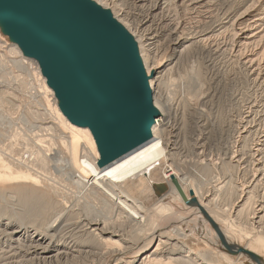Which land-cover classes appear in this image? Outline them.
<instances>
[{
	"label": "bare ground",
	"instance_id": "6f19581e",
	"mask_svg": "<svg viewBox=\"0 0 264 264\" xmlns=\"http://www.w3.org/2000/svg\"><path fill=\"white\" fill-rule=\"evenodd\" d=\"M92 1L97 3L102 8L109 10L112 13L113 17L121 25H123L134 37L139 47L140 55L149 77L150 86L153 91V102L156 109L159 111V116L155 120V125L152 128V134L154 138L153 141H151L149 144L142 147L135 153H132L128 157L113 164L112 166L104 170L101 169L97 165V161L100 156L95 139L90 130L86 128L76 127L66 119V117L62 114L59 107L57 106L53 92L47 87L45 80L42 78L37 64L26 59H21L19 60L20 66H22V68H25V70L27 69L29 73L33 72L34 76H36V79L34 80L37 84L36 87L39 86L38 97L44 100L46 104H50L49 107L51 108L49 109L54 113H52L54 116V120L58 122V125L62 127V129L60 130L57 127L58 125L56 123H54L55 125H48L47 127H44L36 122V125L33 129L41 133L43 136L38 134L36 135V139L31 129L29 132H31L36 140H34L33 138L27 140V138L30 137L29 135H26L27 133L25 134V136H27L26 139L23 137V134H20L21 132H19L20 135L17 133L16 137L14 136L16 132L22 130H20L19 128L24 126H21L19 128L17 127L19 130L14 129L16 130V132L13 133V139L11 138L12 140H10L12 144L10 150L8 149L7 151V148H4V150L6 149L5 152L7 153L0 154L1 164L3 163V160H8L14 165H20L26 168V171L13 174V179L14 181H16V183L21 181H32L34 183H40V177L36 173V168L42 169L43 167H46L44 170L42 169V172H45L47 167H53L55 172L63 175L65 181L68 180V183H72L73 185H75L74 189L77 190L75 201L77 200V202L72 206L74 208L77 207L81 209L83 208V210L85 209L84 211L87 212L88 215L85 219H83V221L81 220L80 222V225L82 224L81 226H83L82 229H84V231L86 230V232L87 230L89 231L87 233V236H89L91 240L90 242L86 243H95L99 246H103L104 244L106 245L104 247H108L107 244L111 241L115 243H112L113 245L111 244L112 247L114 245L116 246L113 247L115 249L111 252V260L112 262L114 261L117 264H153L154 261L156 262L157 254H160L161 252L163 253L164 249H162V246H166V243L169 244V240H171L172 236L176 237L177 239L181 237L185 238L187 236L186 231L183 228L175 225V222L173 220V218L179 214L178 212L181 211L174 210V208L172 207V204H174V202L176 203V201L181 204L182 207L184 206V208L187 209L186 211L188 212V214L192 213L193 216L199 215L200 220L205 219V227L207 228V234L209 236L208 239V236L206 235V239L217 246L218 252L217 254H214L218 257L219 260H222L225 264H234L235 256H237L238 258H248L241 251H239L243 249L258 255L262 259V264H264V250L259 245L260 238L256 236L254 239H251L249 244L244 245L242 240L244 235L240 233L233 221V219H235V217H237L238 215H235L232 219L233 213L236 214V207L241 208L238 209V214H240L242 209L244 211V207H246V205L247 207L249 206L248 202H253L252 198H248L247 200L246 196L248 197V195L244 192H241L240 195L236 197L235 207L234 203L232 202L233 204L231 205L233 206L231 209H221V193L223 192L222 188H224V183L223 185L220 183L222 187L219 185L215 186V184L213 183L215 179H209V177L207 178L208 175H206L210 171H213L211 170V167L213 166H211V164H207L205 161H201L200 159L196 162L199 166V169L196 168L197 170L194 168L189 171L183 169L182 166H180L182 165L180 164L181 162H177L175 160L177 159L175 158L177 156H175V152L173 153V150H176L174 148V141H171L169 138L165 139L164 137L165 133L168 130L170 132V128L172 125V115H170V106L163 100L164 98L162 99V92H159L162 77L164 78L165 76V78H168L166 77L167 74L172 77L176 72L175 70L178 69V65H181L179 64V62L182 60L184 61L183 58H195V60L192 61L193 63L191 62L192 82L190 81L189 87L192 86V89L193 87L196 88L195 91L197 92H195V94L188 100L187 103L191 108L195 107L194 109L197 110L199 107L196 103L195 98L198 97L199 90L202 87L201 79L198 75H196L195 64L197 63L198 55L203 56L206 60L208 59L209 62H215V60H218V58L220 57L223 60L226 59L230 62H233V64L236 65V69L240 73H242V75H245V78L248 79V81L250 82H248L249 84L264 92V0ZM126 16H130L133 21H130V18ZM132 23L135 25L134 29L131 28ZM159 45L162 46L159 47ZM200 65L203 66L202 63H200ZM3 67L6 68L5 64H3L0 60V68L3 69ZM173 80L175 79L173 78ZM24 83L26 84V82ZM21 86L23 87L24 85ZM25 86L28 87L27 84ZM32 86H34V84H30V88ZM0 90H2L0 91L1 106H4L6 104L12 106L13 103L11 102V100L18 102V95L11 93L10 87H6L3 84H0ZM28 90L30 89L28 88ZM33 90H35V88H33ZM48 98L49 100L54 102V104H52V102L50 103ZM252 106L253 105H251V107ZM249 111H251V109ZM251 113H253V111H251ZM249 114L245 113V117H243L248 119L250 118ZM24 117L25 116H23L21 119H25ZM2 118H4L5 121L6 119L12 120L10 115H8V118L7 116H2ZM23 121V123H25V120ZM4 123L5 122H3V124ZM250 123H248V125H250ZM9 124H13V122ZM21 124H19V126ZM14 125L16 124L14 123ZM28 126L30 128V125ZM241 127L243 128V126ZM243 130L244 128L242 129V131ZM11 132H13V130ZM55 132L58 133L56 140L61 146V149L59 150H57V146H59V144L56 145V142L54 141ZM34 133L36 134V132ZM65 133L67 134L65 135ZM244 133L245 132H240L239 135L241 134L240 136L242 137ZM1 134L3 135V133ZM245 137L247 136L245 135ZM7 143H9V141ZM262 144L264 143L262 142ZM260 149L261 148L255 149V155H259ZM50 154L53 157H49ZM26 155H28V157H25ZM202 159L204 160V158ZM177 160L179 161V159ZM49 163L53 165H49ZM204 164L207 165L204 166ZM193 165L196 166L195 162ZM257 170L260 171V169ZM9 177L10 175L7 174L0 175V179L7 180L10 179ZM261 179L262 178H260V180ZM64 180L62 179V182H64ZM174 180L178 182L179 186L187 196V199L189 201H194L193 203L191 202L192 204L190 206H187L183 202V199L181 198L178 189L173 182ZM217 182L218 180L216 181V183ZM255 182L260 183L259 180H256ZM65 184L66 182H64V185ZM157 185L166 186V191L164 193H167L168 196L170 195L172 201H169L168 203L164 202L166 200L164 196L157 202H154L151 206H147L145 203L140 201L137 196L134 195V191H139L140 189L143 191L149 190L151 186H154L157 189ZM254 185L257 186L258 183H255ZM229 192H231V189ZM57 193L59 192L56 191L55 194ZM57 196L59 195L57 194ZM65 197L66 196L62 197L64 199V202H62V214L59 215V217H57L52 222V224H50L46 232L43 233L44 235L41 233L29 232L27 231V228H23L22 226H12L11 228H9L11 223L6 224V228L4 229L5 231L3 230V232L0 233V239L3 237L11 238L12 245L18 244L19 246L23 244H29V246H26V248L28 247V249H24L25 252H17L12 254L14 258H19L18 255L23 254V256L21 255V257L23 258H28L40 263H52L55 260L68 258V255L74 254L72 252H78L75 251L76 248L80 250L82 246L84 247L85 244L82 245L84 242H81V237H79L77 241L81 242V246H77L78 243L75 240H73L74 242L70 240L71 242L69 243H65L66 241L63 243H55V235L53 233V235L50 234L51 232H55V230H57L56 223L59 221V219H62L63 216L65 217L70 213L75 214V212L77 211L76 210L75 212H71V206L69 205L71 203V200L70 203H68V201H65V199L67 198ZM255 201L254 206H250L249 208L250 210H252L251 213L248 214L249 219L247 220L250 222L249 225L251 224L252 226H257V228H260V226L264 224V202L260 200H258L257 202ZM250 204L252 203L250 202ZM188 210H190L191 212H189ZM84 211L81 210V212H83L82 215L84 214ZM206 216H208L214 222L217 230L212 227ZM164 220H168V224H166L162 228H156L157 226H155L154 224H157V222H161ZM122 223H126L128 227L122 225ZM128 228L130 229L129 231L131 233L129 235L131 236L133 234L132 241L130 239L127 240V238L126 240L123 239V232L128 233ZM79 230H81V228ZM190 232L192 233L193 230H191ZM221 236L225 239L230 248L238 251V254H229L228 251L224 249L221 241ZM124 237H126V235ZM165 239L166 241H164ZM121 242L124 245L120 246L119 244ZM251 242H253V244ZM90 246L91 245H89V247ZM153 246H155V249L150 252ZM173 249H175V251H180L175 252L174 254H179L180 256H182L181 254H183V251L181 249L178 250L179 248L176 247ZM190 253H188V255L186 254L185 258L189 257ZM154 255L155 258H152ZM195 256L196 258L194 257V260L191 259L193 261L192 264H221L215 262L216 260L212 262V260L208 259V255L201 254L200 256ZM169 259L177 261V264H182L184 260L182 257H169ZM187 260L189 261L188 258ZM249 260L250 261H247L246 264H256L251 259ZM178 261L182 262L178 263ZM1 262L2 260H0V264ZM186 262L184 261V263Z\"/></svg>",
	"mask_w": 264,
	"mask_h": 264
},
{
	"label": "rangeland",
	"instance_id": "374dc122",
	"mask_svg": "<svg viewBox=\"0 0 264 264\" xmlns=\"http://www.w3.org/2000/svg\"><path fill=\"white\" fill-rule=\"evenodd\" d=\"M126 17L130 18V16H126ZM130 21H133V20L130 18ZM131 28L132 29L135 28V25L133 23H132ZM161 46L162 45H159V47ZM220 58H218V60L216 59L215 62L214 61L209 62V60L208 59L206 60L203 56L201 55L197 56V63L195 64L196 65V75L200 77L201 85H202V87L199 90L198 97L195 98L196 103L198 104V107H199V108L197 107L198 108L197 110L194 109L195 107L191 108L187 103L188 100L195 94V92H197L195 91L196 88L193 87L194 89L193 90L191 88L192 86L189 87L190 81L192 82V79H191L192 65L191 64L193 63L192 61L195 60V58L194 59L183 58L184 61L182 60L179 62V64L181 65H178L179 67L177 66L178 69L176 68L177 70H175L176 72L172 77H170V75L167 74L166 77L168 78H165V76L164 78L163 77L161 78L160 83L162 84L164 82L165 85L164 83L162 84V86L160 84L159 92H162V99L164 98L163 100L170 106V109H171L170 115H172L171 116L172 125L170 128V132L168 130L165 133L164 137L165 139L169 138L171 141H174L175 143L174 148L176 150H173V153L175 152L176 154L175 156H177L175 158L179 159V161L177 159L175 160L177 162H181L180 164L182 165L180 166H182L183 169L191 171V169L198 168L199 166L197 165L198 163L196 162L199 159L213 166L211 167V170L213 171H210L206 175H208L207 178L209 177V179L210 178L215 179L213 182L215 186L216 185L221 186V184L223 185L224 183L223 185L224 188H222L223 192L221 193L222 195L221 196V209H229V208L231 209L233 206L231 204L233 203L235 207L236 197L240 195L241 192H244L248 195V197L246 196L247 200L248 198H252L253 202L250 201L252 204H250V202L247 201L249 203V206L247 207L246 205L247 208L244 207V211L242 209L243 212L241 211L240 214H238V211H239L238 209H241V208L236 207V211H235L236 214L233 213L232 219L234 218L235 215L236 216L238 215L237 217H235V219H233V221L237 229L240 231V233L244 235L243 237L244 239L242 238L244 245L249 244L251 239H254L256 236H258L260 238L259 245L264 250V224L260 226V228H257V226H252L251 224L250 226L249 225L250 222L247 220L249 219L248 214L251 213V210H252V209L250 210L249 208L250 206L252 207L254 206L255 204L254 201L256 200L255 202H257L258 200H260L264 202V151H263L264 144H262V142L264 143V132H263L264 131V92L262 90L260 91L258 88H255L254 86L249 84L250 82L248 81V79L245 78V75H242V73H240L236 69V65H234L233 62H230L226 59H224L225 60L224 61L222 58L221 59ZM21 59H24V58L21 56V54L16 48L7 47L6 45L0 42V60L2 61L3 64H5V67H6V68L3 67V69L0 68V84H3L6 87H10L11 89L10 92L18 95L17 97L18 102L11 100L14 106L13 105L11 106L8 104L1 106L0 104L1 110H3V111L0 110L1 112L0 113V117H1L0 118V122H1L0 123V144H1L0 154L7 153L5 152L6 149L4 150V148H7V151L8 149L10 150V147L12 145L10 140L13 139L12 138L13 133L16 132V130L14 129H18L21 126H24V127L19 128L20 130L21 129L23 131L25 130L24 133L22 130L18 131L19 130L18 129L17 130L18 132H16L14 136L16 137V134L17 133L19 134V132H21L20 134H23V137L25 139L29 135L30 137H28L27 140H29L30 138L31 139L33 138L34 140H36L37 139L36 135L39 134L43 136L41 133L33 129L36 125V122L41 124L44 127H47L48 125H55L54 123L58 125V122L54 120V116H53L54 113L49 109L51 108L49 107L50 104L48 103L46 104L44 100L38 97L39 96L38 95L39 86L36 87L37 84L34 80L36 79L35 78L36 76H34L33 72H30L31 73L30 74L27 69L25 70V68H22V66H20L19 60ZM17 63L19 64V66ZM200 63H202L203 66H201ZM173 78L175 80H173ZM23 81L26 82L28 87L25 86L26 84ZM30 84L32 85L34 84V86L32 87L35 88V90H33L32 87H31L32 89L30 88ZM21 85H24V86L22 87ZM28 88L30 90H28ZM187 90L189 92L191 90L190 92L191 94ZM49 102L51 103L52 101L49 100ZM52 104H54V102H52ZM251 105L253 106L251 107ZM249 108L251 109V111H253L254 114L251 113V111H249L250 110ZM2 112H3V115H2ZM45 113L46 114L48 113V114L46 115ZM245 113L246 114L250 113L249 114L250 118L248 119L244 118ZM8 115L11 116L12 120L6 119L5 121L4 118H2V116H7L8 118ZM23 116H25L24 117L25 119H21ZM23 120H25V123H23L24 122ZM240 120H243V121H240ZM245 120H246V123H245ZM3 122L5 123L3 124ZM11 122H13V124H9ZM14 123L16 125H14ZM248 123H250L251 126L248 125ZM19 124L21 125L19 126ZM28 125H30V128ZM239 125L243 126L244 128L243 131H242L243 128ZM13 127H16V128H13ZM57 127L60 130L62 129V127H60L59 125ZM31 129L36 139L33 137L31 132H29ZM12 130L13 132H11ZM34 132H36V134ZM238 132L239 133L245 132V133L241 137L240 136L241 134L239 135ZM1 133H3V135ZM25 134L27 136H25ZM66 134L67 133H65V135ZM57 135L58 133L55 132L54 141L56 142V145L59 144V142L56 140ZM245 135L247 137H245ZM8 141L9 143H7ZM3 145H6V146H3ZM257 148L262 149V150L260 149L259 155L257 154L255 155V149ZM59 149H61L60 144L59 146H57V150ZM49 157H53V156H51L50 154ZM202 158H204V160ZM2 162H3L2 164L0 162V175H4V174L10 175L9 177L10 179H7V180L0 179V233L3 232V230L6 228V224L11 223L10 227L8 225L9 228H11L12 226L13 227L22 226L23 228H27V231L29 232L43 234L44 232H46L50 224H52V222L57 217H59V215L62 214L61 213L62 206H63L62 202H64V199L62 197L66 196L67 197V198L65 197L67 199V200L65 199L66 202L68 201V203H70V200H71V203L69 204L71 206L70 207L71 212L72 211L75 212L77 210L76 211L77 214L75 212V214L70 213L71 215L69 214V215H66L65 217L63 216L62 219H59V221L56 223L57 230H55V232H51L50 234L53 233L55 235V243L57 242L63 243L65 241H66L65 243L67 242L69 243L71 242L70 240L72 241L75 240L77 242L79 237H81L80 238V240H82L81 242L82 243L84 242L82 245L85 244L86 246L85 245L84 247L82 246L80 250L78 248L75 249V251H78L80 254L78 252H72L74 254L68 255L69 257L66 259L55 260L52 263H40L37 261L30 260L28 258L21 257V255L23 256V254L21 255L19 254L18 255L19 258H14L12 254L17 253V252H25L24 249L27 250L28 247L26 248V246L27 245L29 246V244H23L19 246L18 244L12 245L11 238L3 237L0 239V260H2L1 264H16V263L17 264H117L114 261L112 262L111 260V252L115 249L113 248L115 245L113 247L112 245L115 243H113L112 241L109 242L107 244L108 247H104L106 246L104 244L103 246H99L95 243L87 244L91 240L90 237L87 236V233L89 231L88 230L87 232L86 230L84 231V229H82L83 226H81L82 224L80 225L81 220L83 221V219H85L86 216H88L87 212H85L84 211L85 209L83 210V208L82 209L77 208V207L74 208L72 206L74 205V203L76 204L77 202V200L75 201L76 192H77V190L74 189L75 185H73L72 183H68V180L65 181L64 180L65 178L63 177V175H60L57 172H55L53 167H50V168L47 167L45 172H42V171L46 167H43L42 168L43 170L41 168H40L41 170L36 168V173L40 177L39 179L40 183H34L32 181H29V182L21 181V182L16 183V181H14L13 179V174L26 171V168L20 165H14L8 160H3ZM194 162L196 166L193 165ZM49 165H53V164L49 163ZM206 165L204 164V166ZM257 169H260V171ZM253 175L255 176V180H254ZM260 178H262L261 179L262 181L260 180ZM62 179L68 185L65 184L66 185L65 186L64 182H62ZM217 180L218 182L216 183ZM256 180H259L260 183L255 182ZM213 183H212V186H213ZM255 183H258V185L255 186L254 185ZM227 187L231 189V192H229L230 189H228ZM55 190L59 192L57 193L59 196L55 194L56 193ZM63 193H66L67 195ZM224 194L225 195L227 194L226 195L227 197ZM134 195L137 196V198H139V200L145 203L147 206H151L154 202H157L164 196H165L164 198H166L164 202L168 203L169 201H172V198L170 195L168 196L167 193L166 194L160 193V190L156 189L154 186H151L149 190L143 191L140 189L139 191H134ZM70 197L71 198L73 197V198L71 199ZM172 207L174 208V210H181L178 212L179 214L173 218V220L175 222V225L183 228L186 231L187 238L181 237L177 239L176 237L171 235L172 238L171 240H169L170 242L169 244L171 246L168 243L165 244L168 248L163 245L162 246V249H164L163 253L161 252L160 254H157L156 262L154 261V263L155 264L156 263L157 264H172V263L177 264V261H173V259H169V257L171 258L182 257L184 259L183 262L178 261V263L182 262V264H188L189 262V264L190 263L192 264L193 261L191 259L194 260L196 258L195 255L200 256L202 254V255H208L207 256L208 259L212 260V262L216 260L215 262L217 263L225 264L222 260H219L218 257L214 254V253L217 254L218 252L217 246L212 244L210 241H208L209 236L207 234V228L205 227V219L200 220L199 215L193 216L192 213L188 214V212L186 211L187 209H185L184 206L182 207L181 204H179L177 201L176 203L174 202V204H172ZM80 209L84 211L83 215H82L83 212H81ZM188 211L191 212L190 210ZM78 212L81 214H79ZM247 221H248V224H247ZM168 222H169L168 220H164L161 222H157V224H154V225L157 226L156 228H159V227L162 228L166 224H168ZM122 225L127 226L126 223L124 224L122 223ZM79 226L81 230H79L80 229ZM129 230L130 229L128 228V233L123 232V239L126 240L127 238V240L130 239L132 241L133 234L130 236L129 234L131 233ZM191 230H193L192 232L193 234L190 232ZM125 235L126 237H124ZM206 237L208 239H206ZM3 240L6 242H4ZM164 241H166V239ZM81 242H77L79 244V245L77 244V246H81L80 245ZM92 242H95V241H92ZM251 243L253 244V242ZM89 245L91 246L89 247ZM119 245L122 246L124 244L121 242ZM175 247L179 248L178 250L181 249L183 251V254H181L182 256H180L179 254L177 255L174 254L175 252H180V251H175V249H173ZM154 249H155V246L152 247L150 252H152ZM188 253H190L189 254L190 256L185 258L186 254L188 255ZM152 258H155V255ZM187 258L189 259V261L187 260ZM185 259L187 260V262ZM184 261L186 263H184ZM247 261H250V260L246 257L238 258L237 256H235L234 264L238 262L240 264H246Z\"/></svg>",
	"mask_w": 264,
	"mask_h": 264
},
{
	"label": "water",
	"instance_id": "95a60500",
	"mask_svg": "<svg viewBox=\"0 0 264 264\" xmlns=\"http://www.w3.org/2000/svg\"><path fill=\"white\" fill-rule=\"evenodd\" d=\"M0 42L35 62L66 119L90 130L101 169L153 141L159 111L139 47L109 10L92 0H0ZM173 182L190 206L194 201ZM239 251L262 264L255 253Z\"/></svg>",
	"mask_w": 264,
	"mask_h": 264
},
{
	"label": "built area",
	"instance_id": "2783aa9c",
	"mask_svg": "<svg viewBox=\"0 0 264 264\" xmlns=\"http://www.w3.org/2000/svg\"><path fill=\"white\" fill-rule=\"evenodd\" d=\"M25 157H28V155H26Z\"/></svg>",
	"mask_w": 264,
	"mask_h": 264
}]
</instances>
